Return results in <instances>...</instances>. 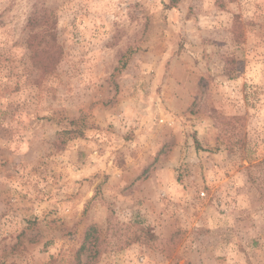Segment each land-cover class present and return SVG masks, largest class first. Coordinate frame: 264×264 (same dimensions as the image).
<instances>
[{"label":"rangeland","instance_id":"1","mask_svg":"<svg viewBox=\"0 0 264 264\" xmlns=\"http://www.w3.org/2000/svg\"><path fill=\"white\" fill-rule=\"evenodd\" d=\"M0 264H264V0H0Z\"/></svg>","mask_w":264,"mask_h":264},{"label":"trees","instance_id":"2","mask_svg":"<svg viewBox=\"0 0 264 264\" xmlns=\"http://www.w3.org/2000/svg\"><path fill=\"white\" fill-rule=\"evenodd\" d=\"M32 35L29 38V58L32 65L40 72V77L34 79V83L40 85L42 80L53 73V69L60 62L62 56V48L55 36V30L51 25V15L42 16L40 20L32 19L31 22ZM95 226L89 227L84 236L78 252L77 263L81 262L80 255L84 251L89 252V259H93L100 254L106 246L99 248L98 241L103 244L104 240H100L96 234Z\"/></svg>","mask_w":264,"mask_h":264}]
</instances>
